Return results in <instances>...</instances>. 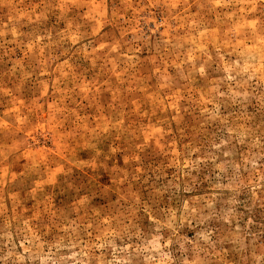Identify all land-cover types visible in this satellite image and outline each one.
<instances>
[{
	"label": "rangeland",
	"instance_id": "1",
	"mask_svg": "<svg viewBox=\"0 0 264 264\" xmlns=\"http://www.w3.org/2000/svg\"><path fill=\"white\" fill-rule=\"evenodd\" d=\"M0 264H264V0H0Z\"/></svg>",
	"mask_w": 264,
	"mask_h": 264
}]
</instances>
